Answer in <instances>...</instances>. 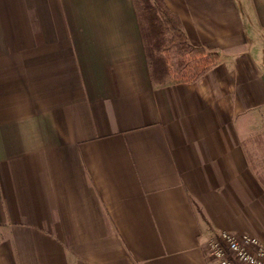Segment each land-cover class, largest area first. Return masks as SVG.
<instances>
[{
	"label": "crops",
	"instance_id": "crops-1",
	"mask_svg": "<svg viewBox=\"0 0 264 264\" xmlns=\"http://www.w3.org/2000/svg\"><path fill=\"white\" fill-rule=\"evenodd\" d=\"M164 2L218 54L196 79H152L134 0H0V264H211L210 233L264 240V0Z\"/></svg>",
	"mask_w": 264,
	"mask_h": 264
},
{
	"label": "trees",
	"instance_id": "trees-1",
	"mask_svg": "<svg viewBox=\"0 0 264 264\" xmlns=\"http://www.w3.org/2000/svg\"><path fill=\"white\" fill-rule=\"evenodd\" d=\"M134 1L146 58L155 82L164 81L173 72H182L190 63L188 55L199 56L198 76L217 58V52L208 51L202 46H193L188 42L180 20L171 12L164 0ZM172 58L176 59V66L171 61ZM259 137L264 139V133ZM259 137L257 136L258 139Z\"/></svg>",
	"mask_w": 264,
	"mask_h": 264
},
{
	"label": "built area",
	"instance_id": "built-area-1",
	"mask_svg": "<svg viewBox=\"0 0 264 264\" xmlns=\"http://www.w3.org/2000/svg\"><path fill=\"white\" fill-rule=\"evenodd\" d=\"M205 257L211 264H264V240L245 232H213L205 241Z\"/></svg>",
	"mask_w": 264,
	"mask_h": 264
},
{
	"label": "rangeland",
	"instance_id": "rangeland-1",
	"mask_svg": "<svg viewBox=\"0 0 264 264\" xmlns=\"http://www.w3.org/2000/svg\"><path fill=\"white\" fill-rule=\"evenodd\" d=\"M188 61L190 63L183 68L182 72H173L168 77L170 79L174 80H192L196 79L199 76L198 74V59L199 56L195 54L188 55ZM176 66V59L172 58V60ZM192 61V62H191ZM172 63V62H171ZM263 134V133H262ZM262 134L257 135L258 137ZM257 138V137H256ZM256 138L252 140L251 145L247 146V154L249 157L250 165L257 176V179L259 183L263 186V197H264V145L262 146V143H264V139L259 137V139ZM261 239V238H260Z\"/></svg>",
	"mask_w": 264,
	"mask_h": 264
}]
</instances>
